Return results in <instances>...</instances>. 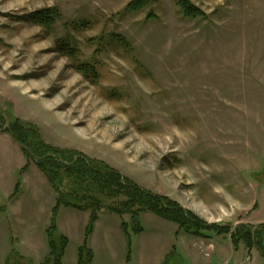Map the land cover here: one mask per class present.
<instances>
[{
	"label": "rangeland",
	"instance_id": "374dc122",
	"mask_svg": "<svg viewBox=\"0 0 264 264\" xmlns=\"http://www.w3.org/2000/svg\"><path fill=\"white\" fill-rule=\"evenodd\" d=\"M131 1L0 0L6 124H31L48 146L104 162L207 224L264 223V0H189L197 18L171 0L126 12ZM47 8L60 12L49 29L25 21ZM84 64L95 83L77 71ZM54 205L44 175L0 133V264L13 249L20 264L46 258ZM89 218L59 209L63 264H76ZM203 235L147 212L101 211L87 248L91 264H264L230 235Z\"/></svg>",
	"mask_w": 264,
	"mask_h": 264
},
{
	"label": "trees",
	"instance_id": "16d2710c",
	"mask_svg": "<svg viewBox=\"0 0 264 264\" xmlns=\"http://www.w3.org/2000/svg\"><path fill=\"white\" fill-rule=\"evenodd\" d=\"M189 18L203 16V12L191 5L189 0H171ZM149 0H133L125 6L126 12L140 13L149 5ZM152 17L151 14L147 19ZM60 18L56 8H47L32 12L24 19L49 29ZM63 45V44H62ZM61 54H69L64 45L59 47ZM70 51V50H69ZM77 71L89 82L95 83L93 67L84 64ZM30 76L22 77V80ZM93 81H92V80ZM1 111V110H0ZM0 133H8L20 146L28 162H33L44 175L55 193V205L46 230L48 254L40 264H63L67 239L59 232L56 217L60 208H69L79 212H89V222L85 238L77 251L76 264H91L92 252L87 241L92 234L94 223L101 211L118 216L128 215L136 221L140 213H151L164 221L175 224L179 231L193 237L204 238L203 232L213 231L218 236L230 235L232 245L237 250L239 244L246 249L255 248L264 258V223L259 225L239 224L233 230L229 225L207 224L193 212L184 209L168 197L143 190L138 185L112 170L104 162L91 160L79 152L60 150L45 144L38 130L31 124L23 123L14 117V121L4 119L0 112ZM123 233L130 241L126 225H121ZM135 228V227H134ZM140 227L133 232L139 234ZM129 244V242H128ZM22 258L16 250L6 257L4 264H20Z\"/></svg>",
	"mask_w": 264,
	"mask_h": 264
},
{
	"label": "crops",
	"instance_id": "0c3cea01",
	"mask_svg": "<svg viewBox=\"0 0 264 264\" xmlns=\"http://www.w3.org/2000/svg\"><path fill=\"white\" fill-rule=\"evenodd\" d=\"M261 224V223H260ZM252 225H254V224H252ZM256 225H259V223L258 224H256ZM97 226V224L95 225V227Z\"/></svg>",
	"mask_w": 264,
	"mask_h": 264
},
{
	"label": "water",
	"instance_id": "95a60500",
	"mask_svg": "<svg viewBox=\"0 0 264 264\" xmlns=\"http://www.w3.org/2000/svg\"><path fill=\"white\" fill-rule=\"evenodd\" d=\"M5 119V118H4ZM6 120V119H5ZM230 228H234L233 226H230Z\"/></svg>",
	"mask_w": 264,
	"mask_h": 264
}]
</instances>
